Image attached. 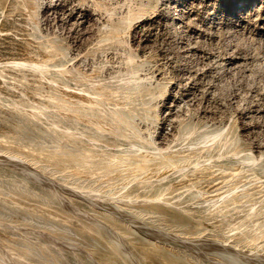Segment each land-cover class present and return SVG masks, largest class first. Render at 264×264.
<instances>
[{"label": "rangeland", "instance_id": "1", "mask_svg": "<svg viewBox=\"0 0 264 264\" xmlns=\"http://www.w3.org/2000/svg\"><path fill=\"white\" fill-rule=\"evenodd\" d=\"M0 264H264V0H0Z\"/></svg>", "mask_w": 264, "mask_h": 264}]
</instances>
